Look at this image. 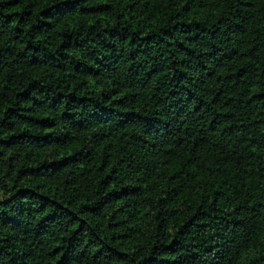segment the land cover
<instances>
[{"label":"clouds","instance_id":"1","mask_svg":"<svg viewBox=\"0 0 264 264\" xmlns=\"http://www.w3.org/2000/svg\"><path fill=\"white\" fill-rule=\"evenodd\" d=\"M153 3L158 14L146 11L148 0H57L60 11L24 25L25 33L38 30L33 49L20 43L10 55L0 51V75L11 67L17 79L38 85L15 115L0 112V140L17 138L20 164L29 153L50 166L79 155L83 162L63 169L69 181L95 173L99 161L85 156L113 145L103 152L107 170L92 177L91 203L123 191L107 202V215L126 209L134 217L129 227L138 230L135 242H113L122 254L113 260L112 248L90 245L89 229L81 230L95 209L82 211L86 201L58 186L39 192L51 201L47 206L38 197L22 200L32 211L26 235L56 212L71 213L76 219L42 237L54 235L52 247H60L76 234L81 251L91 248L93 264H140L150 255L141 249L153 248L162 257L156 264H262L264 53L258 62L250 50L264 40V0ZM12 155L0 159L7 165ZM162 171L190 182L178 202L167 177L157 179ZM14 195L10 183L7 191L0 186V203ZM42 237L28 247L0 229V250L14 245L18 258L28 256L43 248Z\"/></svg>","mask_w":264,"mask_h":264},{"label":"trees","instance_id":"2","mask_svg":"<svg viewBox=\"0 0 264 264\" xmlns=\"http://www.w3.org/2000/svg\"><path fill=\"white\" fill-rule=\"evenodd\" d=\"M170 2L171 0H160L161 4ZM192 2L193 0H189V3ZM148 5L146 11L158 14L159 8L155 6L153 0H148ZM185 8L189 11L192 10L189 8V4H186ZM13 9H16V11H13ZM53 9L60 11L57 7V0H0V51H4L10 55L14 50H18L20 43L25 44V51L33 49L35 45L32 43V34L38 30L34 26L28 33H25L24 25L30 22V19L33 17L49 16ZM197 10L199 9L197 8ZM250 51L251 55L256 57L259 62L262 57L258 53H264V40H259L255 50ZM34 63L35 61L25 64L23 66L24 70H31L32 64ZM14 64L15 61H13ZM0 72H3V70L0 69ZM236 75H239V73ZM17 76L18 73L11 67L6 73L0 75V112H3L4 117L15 115L13 110L23 101L27 100L33 90L38 87L35 82L29 84L25 77L21 76L17 79ZM261 76H264V73H261ZM233 87L235 88L236 85H233ZM261 88L264 89V84L261 85ZM258 95L264 101V90ZM57 99H59V96ZM231 103L232 101L229 100L228 104ZM249 103L251 104V102ZM53 104H55V101H53ZM9 105L12 107H8ZM252 107L255 108L256 105L252 104ZM259 107L264 108V103H261ZM5 109L7 110L3 111ZM4 122V119H0V125H3ZM255 131L259 133L260 129L257 128ZM105 139H112V137H106ZM0 145L3 146L0 149V157L7 155L9 150L13 152V155L8 158L7 165L0 159V186L7 191L8 184L10 183L12 190L15 191L14 196L0 203V229H8L15 232L16 238L20 239L21 245L30 247L31 243H37L35 237H42V233L45 230L55 234L58 228L62 229L66 223H71L73 219H76L71 213L64 214L56 212L50 215L46 221H42L37 225L36 229H33L30 234L26 235L29 233L27 225L32 211L30 204L22 203V200L25 197H38L43 200L44 206H47L51 201L48 200L47 196L39 197V192L44 189L48 192H56L58 186L62 189L65 196L73 198L80 197L86 201L82 211L95 209L89 220L81 222V230L85 228L89 229V236L91 237L89 240L90 245L98 242L104 245L105 248H112L114 241H122L125 245L129 240L132 242L136 241L138 230L129 227L134 217L126 209L112 212L111 216L107 215L111 211L110 207H106L107 202L117 198V195H123V191L121 194H113L109 197L96 199L94 203H91L94 199L91 191L92 177H99L107 170L109 161L103 155V152L112 149L113 145H109L108 149H104L101 144L99 145L100 149H102L100 155L93 154L91 155V159L85 156L84 159L88 160L89 163L98 160L99 167L96 168L95 173H82V179L77 181H69L66 179L63 174V169L74 166L77 162H83L79 155L60 161L54 166H50L40 163L38 156L29 153L23 157V163L20 164L19 149L21 145H19L16 137H11L8 140H0ZM31 147L36 148L41 147V145L38 142H33ZM31 164H35L36 166L29 167ZM165 177H167V173L162 171V174L157 179L164 180ZM22 181L28 184L27 188L23 187ZM107 181L108 177H105L101 181V184H106ZM74 184L79 186L74 187ZM166 185L172 189V192L169 193L172 197V202H178V198H181L187 193L189 187H191L190 182L182 175L174 178L167 177ZM97 195H99V190L97 191ZM33 202L35 201L33 200ZM160 203L164 202L161 201ZM53 220H55V225H52ZM181 231L183 232L185 230L181 229ZM105 234L111 237L107 243L100 239ZM54 242V235H49L47 238L42 237L38 243L43 245V248L39 252L34 250L31 255L20 258L16 255L14 245L11 246L13 248L12 251H8L7 248L0 250L4 254L3 257H0V264H5V260L7 264H34L35 261H39V264H93L92 260L89 259L91 248L85 245L84 251H81L80 240L77 239L76 234H73L67 240H62L60 247H52ZM45 250H47L46 254H44ZM112 251L113 253H117V255H112L111 258L119 261V255H122L119 254V248H112ZM145 251H149L150 255L145 260H142L140 264H156L157 261L162 260V257L158 254V250L154 248L151 250L141 249V253ZM107 255L110 254L106 253ZM42 256L43 258H41ZM8 257H11V259ZM96 264H102V262L97 260ZM262 264H264V258H262Z\"/></svg>","mask_w":264,"mask_h":264}]
</instances>
